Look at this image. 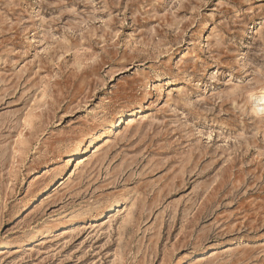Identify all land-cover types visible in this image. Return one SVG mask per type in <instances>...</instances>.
I'll return each mask as SVG.
<instances>
[{"label":"rangeland","instance_id":"rangeland-1","mask_svg":"<svg viewBox=\"0 0 264 264\" xmlns=\"http://www.w3.org/2000/svg\"><path fill=\"white\" fill-rule=\"evenodd\" d=\"M263 92L264 0H0V264H264Z\"/></svg>","mask_w":264,"mask_h":264},{"label":"bare ground","instance_id":"bare-ground-1","mask_svg":"<svg viewBox=\"0 0 264 264\" xmlns=\"http://www.w3.org/2000/svg\"><path fill=\"white\" fill-rule=\"evenodd\" d=\"M255 104L259 108V111H264V92L261 94V96H259L257 98V101ZM139 109H141V108H139ZM138 112H141V111L138 110L137 107L136 108H127V109L119 111L116 114V116H117L116 120L114 122H113V120H111L109 122V124H108L109 131L111 132L113 129L116 128V126H117L116 124H118L117 122H119V124H120L122 121L126 120L128 117L133 116L135 113H138ZM112 122H113V124H111ZM119 124H118V126H119ZM104 128H105L104 124H100L90 133V136L88 138H82V139L78 140L77 144L73 148H71V150L69 152L71 154L69 155V160L67 162V166H65L63 168V172L61 173V177L66 172L68 173V171L70 170L69 168L73 167L74 161L77 159V157L79 155L90 151V149L97 144L98 140L101 137V133L103 132ZM54 182L55 181L51 182V184H54ZM115 206H116L115 204H110L109 205V211H111Z\"/></svg>","mask_w":264,"mask_h":264}]
</instances>
